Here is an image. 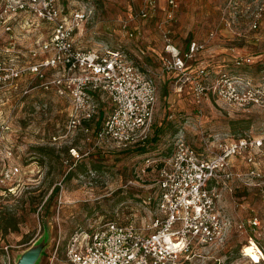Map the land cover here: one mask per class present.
Returning <instances> with one entry per match:
<instances>
[{"label": "rangeland", "instance_id": "obj_1", "mask_svg": "<svg viewBox=\"0 0 264 264\" xmlns=\"http://www.w3.org/2000/svg\"><path fill=\"white\" fill-rule=\"evenodd\" d=\"M156 2L155 10L141 17V0H62L66 18L78 6L88 14L73 33L76 45L123 47L130 58L151 70L156 84L151 131L161 122L166 125L157 140L147 142L146 151L97 146L93 134L81 130L63 136L68 101L53 91L35 87L20 96V88L0 90L8 99L0 104V114L9 116V126L0 136V163L10 146L8 162L21 168L19 185L12 191L0 190V264H18L22 259L29 264H66L65 243L75 229L88 230L109 219L145 225L156 210L146 199L154 192L153 172L141 169L146 158L170 156L177 132L203 152L216 150L218 139L258 135L264 129V8L257 27L251 25L253 12L259 4L264 6V0H178L173 8L165 0ZM123 22L126 30L121 28ZM50 29L48 23L29 14L16 16L9 30L0 26V61L20 65L38 59L31 49L48 38ZM166 29L180 49L190 40L204 43L193 58L210 69L208 81L226 70L248 79L262 102L236 108L210 93L197 105L186 75L168 77L162 69V57L168 55L162 39ZM240 57L250 61L236 65ZM25 75L22 84L29 82ZM97 101L95 119L100 111L102 119L110 102L105 96ZM255 161L264 178V154H256ZM248 167L241 156L233 158V169L246 171ZM256 180L245 184L234 179L231 190L213 183L219 192V211L231 217L233 225L222 246L197 245L182 264H264V257L256 263L241 254L250 241L261 246L264 254V199Z\"/></svg>", "mask_w": 264, "mask_h": 264}, {"label": "built area", "instance_id": "obj_2", "mask_svg": "<svg viewBox=\"0 0 264 264\" xmlns=\"http://www.w3.org/2000/svg\"><path fill=\"white\" fill-rule=\"evenodd\" d=\"M141 2L138 10L141 17H147L157 7L156 0ZM165 2L173 8L178 0ZM62 4V0L0 1V24L5 30L11 29L16 16L24 14L45 21L51 28L48 38L31 49V55L38 59L21 65L0 61V90L13 85L23 73H33L39 81L35 85L30 81L21 96L39 87L65 98L69 112L63 136L78 130L85 134L91 132L95 145L111 144L116 149L144 142L151 131L156 102V84L151 70L130 58L123 47L76 45L73 33L88 14L78 6L66 18ZM263 8L261 3L253 12L252 28L260 22ZM126 26V22L121 24L122 29L126 30ZM162 31L168 53L162 57V69L181 72V77L186 75L197 105L210 93L236 108L262 102L248 79L226 70H219L209 81L211 72L205 66H199L194 72L185 71L186 61L203 48L204 43L190 40L181 50L168 37V30ZM128 35H133V31L128 30ZM249 61V57H240L235 64ZM47 69L54 70L50 76L46 75ZM99 96L109 99L110 107L101 125L94 129L92 121L98 113ZM8 122L9 116L0 120V136L8 128ZM216 144V150L199 152L182 132H177L170 156L162 160L146 158L141 169L153 172L154 192L146 199L154 203L156 211L149 222L137 226L110 219L88 230L75 229L65 243L66 264H182L183 258H188L197 245L222 246L233 220L220 213L219 192L216 185L209 182L213 180L231 190L234 179L250 184L253 182L248 180L256 177L255 183L264 199V178L255 168L256 154H264V129L258 135L218 139ZM5 152L0 183L11 180L20 171L17 164L8 162L12 155L10 146ZM235 156H241L249 164L246 171L232 168ZM252 222L257 223V220ZM237 225L241 226L242 222ZM250 244L254 245L259 260H252L245 246L241 254L252 262L263 259L261 246L255 241Z\"/></svg>", "mask_w": 264, "mask_h": 264}, {"label": "crops", "instance_id": "obj_3", "mask_svg": "<svg viewBox=\"0 0 264 264\" xmlns=\"http://www.w3.org/2000/svg\"><path fill=\"white\" fill-rule=\"evenodd\" d=\"M0 26H2V24H0ZM163 39V38H162ZM164 44V43H163ZM187 45H188V43H187ZM187 45L185 46V48L187 47ZM184 48V47H183ZM181 50H184V49H181ZM4 61V60H3ZM4 62H7V61H4ZM16 65H19V63L18 62H14ZM21 65V64H20ZM201 65H203L202 63H199V62H196L195 61V58H191V59H188L187 61H186V67H185V71H187V72H194L199 66H201ZM54 70L53 69H47L46 70V75L47 76H50L51 74H52V72H53ZM166 73H167V76L168 77H171V76H176V75H178V78L181 76V72H178V71H173V70H171V71H166ZM24 74V73H23ZM22 74V75H23ZM25 74H27V75H25V76H27V77H29V82L30 81H33L34 83L37 81H39V79L38 78H36L35 77V75L33 74V73H29V72H26ZM22 75L18 78V79H16V81H15V83L13 84V85H11V86H8V87H6V88H4L3 90H5V89H7V88H9L8 90H5V91H11V90H14V89H19L20 88V94H21V92H22V90L24 89V87L29 83H27V84H22V82H21V77H22ZM15 85V86H14ZM41 89V88H40ZM42 90V89H41ZM5 91H0V104H2V102H4V101H6V100H8L7 99V97L5 98V96H7V94H6V92ZM21 96V95H20ZM68 112H69V105H68ZM3 115V116H2ZM7 116V115H6ZM5 117V115L4 114H0V120H2L3 118ZM9 123V122H8ZM4 160L2 159V163H0V167H2V165L4 164ZM15 163V162H14ZM15 164H17V163H15ZM18 165V164H17ZM19 166V165H18ZM20 168V167H19ZM21 173V168H20V171L18 172V173H16L14 176H13V178L11 179V180H9V181H7V182H5V183H0V190H3V191H5V190H7V191H12L15 187H17V185H19V182L17 181V176H19V174ZM214 183V181L213 180H211L210 182H209V185H212ZM224 187V186H223Z\"/></svg>", "mask_w": 264, "mask_h": 264}, {"label": "trees", "instance_id": "obj_4", "mask_svg": "<svg viewBox=\"0 0 264 264\" xmlns=\"http://www.w3.org/2000/svg\"><path fill=\"white\" fill-rule=\"evenodd\" d=\"M102 115V111H100V115L94 120V122L92 123V127L94 129L98 128L101 123L103 122V119L105 117V115L103 116L102 119H100ZM166 123H169V122H166ZM154 124L152 123V126ZM165 123L161 122L160 124L158 125H155L154 128H152V131H150V133L148 134L147 138L144 140V142L142 143H137V144H134L130 147H127L125 149H117L118 151H122V152H126V151H130V150H136V151H139V152H144L147 150V142L148 141H152L153 139L157 140L158 139V136L161 135L164 131V127H165ZM68 173H71L70 170L67 172ZM56 186H54L52 188V191L55 189ZM57 191V190H55ZM110 220V219H109ZM121 223V222H120ZM122 223H125V222H122ZM260 262V261H258ZM257 263V262H256Z\"/></svg>", "mask_w": 264, "mask_h": 264}, {"label": "bare ground", "instance_id": "obj_5", "mask_svg": "<svg viewBox=\"0 0 264 264\" xmlns=\"http://www.w3.org/2000/svg\"><path fill=\"white\" fill-rule=\"evenodd\" d=\"M245 250L247 251V254H249V256L252 260H254V261L259 260V255L255 251L253 244L246 245Z\"/></svg>", "mask_w": 264, "mask_h": 264}, {"label": "water", "instance_id": "obj_6", "mask_svg": "<svg viewBox=\"0 0 264 264\" xmlns=\"http://www.w3.org/2000/svg\"><path fill=\"white\" fill-rule=\"evenodd\" d=\"M39 250V249H38ZM37 250V252H38ZM36 251V249L34 248V252ZM32 258V257H31ZM18 264H29L27 260L22 259Z\"/></svg>", "mask_w": 264, "mask_h": 264}]
</instances>
